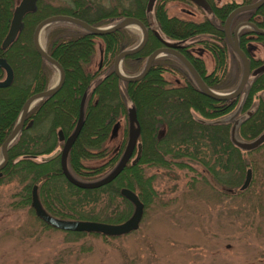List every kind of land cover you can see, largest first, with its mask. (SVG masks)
I'll return each instance as SVG.
<instances>
[{
    "label": "trees",
    "instance_id": "trees-1",
    "mask_svg": "<svg viewBox=\"0 0 264 264\" xmlns=\"http://www.w3.org/2000/svg\"><path fill=\"white\" fill-rule=\"evenodd\" d=\"M167 1L156 0L152 14L145 9L146 0H133L132 8H96L92 15L90 11L85 12L87 7L79 0L74 1L75 6L70 9L56 8L36 0L35 10L22 17L23 27L16 39L6 49L0 48V57L6 60L13 71L11 84L0 87V145L14 126L26 98L46 89L49 83L52 67L36 53L31 36L35 25L52 14L72 15L93 26L114 23L124 16L139 19L147 28L148 36L140 51L121 60V70L125 75L139 72L147 55L160 46L153 29L159 35L163 34L179 43L208 35L211 40L199 42L213 55L214 66L209 74L205 73L200 58L187 54L184 56L209 88L219 91L232 88L236 78L227 71L226 58L230 50L223 39L221 24L235 4L212 7L211 19L193 22L168 16L164 8ZM12 4V0H0V43L7 31ZM254 15H259L260 20L254 21ZM241 16V19L252 21L264 29V5ZM251 33L254 32L250 29L241 31V48L246 42L244 36ZM93 37L80 27L65 22L53 24L46 32L45 50L62 67L64 79L53 95L44 97L27 112L23 128L7 147V161L0 170V184L10 181L19 183L16 200L11 202L14 209L27 207L33 214L30 191L36 185L38 200L51 216L118 223L125 220L132 210L131 203L120 194L121 188L136 193L143 204V213L155 197L152 186L154 177L145 173L148 167L168 169L174 166L192 170L191 164H198L215 184L228 190L236 186L247 168L256 173V166L242 154L250 155L260 150L264 142L254 149L240 150L230 141L231 122L222 116L234 109L238 111L237 114H245L235 129V136L239 140H251L263 131L264 72L251 76L236 98L217 101L201 94L184 67L169 55L155 58L145 76L136 82L118 79L112 72L113 58L138 40L135 34L124 28L97 36L103 42L104 68L103 71L90 73L85 67L94 52ZM257 39L264 45V35H258ZM263 61L249 59V64L254 68ZM164 72L178 74L182 83L169 84L163 77ZM2 74L0 69V78ZM84 93L83 123L66 157L67 169L73 177L95 180L115 165L125 143L127 122L120 149L112 158L94 168L84 167L82 161L103 156V144L116 131L118 119L124 117L126 120L128 103L135 109L139 125L138 141L141 144L140 155L135 163L128 161L113 180L93 189L70 184L61 172L58 156L47 159L61 145L57 130L63 136L73 130ZM29 121L31 124L25 126ZM200 176L202 184L208 186L206 178ZM194 181L192 179L191 188L195 186ZM118 198L126 203V207L118 205ZM99 204L101 207L96 209ZM35 219L43 227L52 228L36 216ZM63 232L77 236L114 238L97 233Z\"/></svg>",
    "mask_w": 264,
    "mask_h": 264
},
{
    "label": "rangeland",
    "instance_id": "rangeland-1",
    "mask_svg": "<svg viewBox=\"0 0 264 264\" xmlns=\"http://www.w3.org/2000/svg\"><path fill=\"white\" fill-rule=\"evenodd\" d=\"M13 1L16 4L19 0ZM40 1L56 8L70 9L75 6L74 1L78 0ZM79 1L87 7L85 12L90 11L92 15L96 8L108 10L115 6L132 8L133 5V0ZM223 1L225 0L217 2L220 4ZM164 8L168 16L197 22L204 18L202 12L193 5L182 1L168 0ZM148 11L152 14V10ZM109 24L111 22L102 26ZM52 25L43 28L45 34L42 32L41 36L44 47L46 32ZM136 28H124L138 38L133 46L140 40V30ZM93 36L94 52L90 63L85 67L90 73L101 69L103 71L104 68L103 42L99 37ZM200 40L209 41L211 38L200 35L189 42L194 54L202 50L199 57L207 74L213 69L214 59ZM254 55L260 59L264 57V48L260 44H256ZM226 67L228 73L236 78L233 85L235 87L239 79L240 63L231 52L226 58ZM56 72L52 67L48 85H52ZM163 77L171 85L182 83L178 74L164 72ZM232 88L224 91L212 90L226 92ZM129 106L131 105L128 103ZM234 111L235 109L222 117L232 124L233 119L242 117L243 114L238 113L229 119ZM117 123L115 134L108 137L103 144V156L83 160L84 167L100 166L118 152L124 138L126 120L120 117ZM242 155L256 166V173L251 171L250 182L242 191L239 186L244 176L238 180L236 186L228 190L215 184L208 173L194 163L191 164L192 170L174 166L168 169L146 168L145 173L154 177L152 186L155 197L144 210L138 227L114 238L77 236L45 228L27 207H12L11 202L16 200L15 193L20 188L19 183H2L0 264H264V147L250 155ZM108 171L109 169L104 173ZM199 174L206 178L208 186L202 184ZM192 179L195 180L193 188ZM117 201L120 207H126L121 198ZM100 207L99 204L96 209Z\"/></svg>",
    "mask_w": 264,
    "mask_h": 264
},
{
    "label": "water",
    "instance_id": "water-1",
    "mask_svg": "<svg viewBox=\"0 0 264 264\" xmlns=\"http://www.w3.org/2000/svg\"><path fill=\"white\" fill-rule=\"evenodd\" d=\"M155 0H146V10H149L152 7V4ZM193 2L196 6H198L201 9L204 10H210L209 4L206 0H189ZM36 0H20L18 4L14 7L12 11V15L10 18V22L8 25L7 32L2 40V46L5 47L9 43H11L18 32L22 28V17L25 13L34 11L36 8L35 5ZM264 3V0H256L254 2L244 4V5H238L234 9H232L228 15L226 16L224 22H223V32L225 34V38L228 42L229 48L237 55L240 61L241 66V72L240 77L238 79L237 84L235 87L229 91L226 92H217L209 88L202 80V78L199 76L197 71L193 68L191 63L182 55L180 54L175 47L177 46L175 43H170L163 41L159 35V33L156 30H152L154 35L161 40L164 44L163 47H157L153 49L146 57L144 64L141 68V70L134 74V75H125L121 71V60L127 56L134 54L142 49L144 44L147 40V28L144 26V24L137 18L131 17V16H124L121 19L117 20L114 23H111L107 26H93L90 23L79 19L77 17H74L72 15L67 14H53L49 15L42 20H40L34 27L32 31V44L36 51V53L51 67L56 69L58 72V79L56 83L53 85H49L45 90L38 91L36 93H33L30 95L22 104L21 111L19 114V117L11 129L10 133L6 136V138L3 140V142L0 145V170L5 166L7 161V147L8 145L14 140V138L17 136L19 131L21 130L24 122V118L28 110L38 101L43 99L44 97L51 96L54 94L62 85L63 79H64V71L60 64L54 60L46 51L44 47H40L39 41H38V34L42 28H44L47 25L59 23V22H65L70 23L73 25H76L80 27L81 29L89 32L92 35L95 36H101L110 32H114L118 29L127 28L130 25H136L140 30V40L139 42L130 48L123 49L119 51L112 61V72L113 74L120 79L121 81L125 82H136L143 78L145 74L148 72L150 65L152 61L164 54H168L176 58L181 65L186 69V71L189 73L190 77L194 81L195 85L197 86L198 90L206 97H209L211 99L217 100V101H228L231 99L236 98L245 85L248 82V79L250 76L258 74L260 72H264V63L259 65L258 67L254 68L253 70L250 69V65L248 62L247 57L243 53V51L238 47L237 42V31L240 28V26L248 25L251 26L255 31L263 33L264 30L257 29L256 26L252 23H240L238 26H236L233 30V32L230 34L229 31V24L232 19V17L241 11L245 10H252L254 8L259 7ZM0 68L4 70L5 76L2 80H0V87H5L10 84L12 81V70L8 63L5 61L4 58L0 57ZM264 99V95H263ZM83 103H84V94L82 95L79 106H78V114H77V120L75 123V126L72 130V132L65 138L62 147L59 151V166L61 169V172L64 176V178L72 185L83 188V189H93L98 188L102 185L107 184L111 180H113L118 173L122 170L124 165L129 161L130 156L132 155V152L134 148H136L135 156L129 161L131 164L135 163L139 157L140 154V142L137 141L139 136V125L138 121L136 119L135 109L134 106L127 107L126 114H127V138L124 145V148L115 163V165L102 177L91 180V181H84L77 179L73 177L66 165V156L67 152L77 136L81 125L83 121ZM237 110L232 113V115L229 117V119H232L236 116ZM239 119H233V123L230 127L229 137L231 143L239 148L242 151H247L254 149L258 147L260 144L264 142V129L261 133H259L256 137H254L251 140H239L235 136V129L238 125ZM30 124L27 123L26 126ZM58 139L62 140L61 132L58 131ZM57 152L52 153L47 157V159L53 158ZM251 178V170L250 168H247L245 170L244 178L239 186V190H244ZM120 194L128 200L132 205V211L130 215L123 221L118 223H109V222H102V221H93V220H78V219H62L57 218L54 216L49 215L40 204L37 194H36V185H33L31 187L30 191V207L33 210L34 215L40 219L42 222H44L46 225L63 231H72V232H84V233H97L104 236H113L117 237L120 235L127 234L129 232L134 231L142 218L143 213V204L138 199L136 193L133 191L121 188Z\"/></svg>",
    "mask_w": 264,
    "mask_h": 264
},
{
    "label": "flooded vegetation",
    "instance_id": "flooded-vegetation-1",
    "mask_svg": "<svg viewBox=\"0 0 264 264\" xmlns=\"http://www.w3.org/2000/svg\"><path fill=\"white\" fill-rule=\"evenodd\" d=\"M13 1V0H12ZM20 1V0H19ZM18 1V2H19ZM156 1V0H155ZM155 1L153 2V4H152V7L149 9V10H152L153 9V7H154V4H155ZM175 1V0H174ZM177 1H182V2H185V3H187V4H191V5H193L195 8H196V10H198V11H200V12H202V14L204 15V18H207V19H211L212 18V7H219V6H221V5H223V4H226V3H234L235 4V7H237L238 5H244V4H248V3H251V2H254V1H256V0H247L246 2H244V1H242V2H235L234 0H225V1H223V2H221L220 4H218V2L217 1H219V0H206L207 2H208V4H209V7H210V10H204V9H201V8H199L198 6H196L193 2H191V1H189V0H177ZM18 2L16 3V4H14V1H13V4H12V8H11V15H12V11H13V9H14V7L18 4ZM160 3H161V1H160ZM164 5H165V3H164ZM264 5V3L262 4V5H260L259 7H261V6H263ZM235 7H233L232 9H234ZM259 7H257V8H254V9H252V10H245V11H241V12H238V13H236L233 17H232V19H231V21H230V24H229V31H230V34L233 32V30H234V28L236 27V26H238L240 23H252V24H254L255 26H256V24L254 23V22H252V21H247V20H245V19H241L242 18V14L243 13H245V12H251V11H253V10H255V9H258ZM145 9H146V2H145ZM231 9V10H232ZM230 10V11H231ZM146 11H148V10H146ZM229 11V12H230ZM228 12V13H229ZM228 13L226 14V16L228 15ZM68 15V14H67ZM226 16H225V18H226ZM173 17H175V16H173ZM10 18H11V16H10ZM178 18V17H177ZM203 18V19H204ZM225 18H224V20H225ZM80 19V18H79ZM180 19V18H179ZM254 21H259L260 20V16L259 15H254L253 16V18H252ZM182 20H185V21H193V20H186V19H182ZM224 20H223V22H224ZM9 22H10V19H9ZM194 22V21H193ZM195 22H197V21H195ZM223 22H222V24H221V31H222V34H223V39H224V41H225V43H226V45H227V47L229 48V45H228V42H227V40H226V38H225V34H224V32H223V29H222V27H223ZM8 25H9V23H8ZM22 27H23V23H22ZM256 28L257 29H261V30H264L263 28H259V27H257L256 26ZM7 29H8V27H7ZM22 29V28H21ZM244 29H250V30H252L254 33H251V34H247L246 36H244V38H246V42L244 43V45H243V48H241L240 47V33H241V31H243ZM7 32V31H6ZM20 32V31H19ZM18 32V33H19ZM6 34V33H5ZM18 35V34H17ZM17 35H16V37H17ZM258 35H264L263 33H260V32H257V31H255L251 26H248V25H243V26H240V28L238 29V31H237V42H238V47L243 51V53L245 54V56L247 57V59H248V62H249V59H252V60H264V57L262 58V59H260V58H257V57H255V50H256V44H260L263 48H264V45H262L261 44V42L257 39V37H258ZM5 36V35H4ZM16 37H15V39H16ZM160 37H161V39L163 40V41H166V42H170V43H175L177 46L175 47V49L180 53V54H182L183 56H184V54H187V55H189V56H191V57H195V58H200L199 57V55H201V53H202V50L200 51H196L197 53L196 54H194V52H193V50L191 49V45H188V43L189 42H183V43H179L178 41H176V40H169V39H167L163 34H160ZM4 38V37H3ZM14 39V40H15ZM3 40V39H2ZM13 40V41H14ZM12 41V42H13ZM11 42V43H12ZM31 42H32V36H31ZM11 43H9L7 46H5V47H3L2 46V41H1V43H0V48L1 49H6ZM32 46H33V44H32ZM164 46V44H163V42L160 40V47H163ZM44 47V46H43ZM34 48V47H33ZM45 48V47H44ZM202 48V47H201ZM204 48V47H203ZM205 49V48H204ZM35 50V49H34ZM229 50H230V52L231 53H233L236 57H237V55L229 48ZM46 51V50H45ZM164 55H168V54H164ZM164 55H162V56H164ZM169 56H171V55H169ZM172 58H174L173 56H171ZM185 57V56H184ZM3 58V57H2ZM186 58V57H185ZM238 58V57H237ZM174 59H176V58H174ZM187 59V58H186ZM201 59V58H200ZM177 60V59H176ZM188 60V59H187ZM238 60H239V58H238ZM6 61V60H5ZM178 61V60H177ZM179 62V61H178ZM180 63V62H179ZM239 63H240V61H239ZM264 63V61L262 62V63H260L259 65H261V64H263ZM181 64V63H180ZM9 65V64H8ZM250 65V64H249ZM258 65V66H259ZM10 66V65H9ZM258 66H256V67H258ZM256 67H254V68H256ZM11 68V67H10ZM254 68H251L250 67V69L251 70H253ZM0 69H2V68H0ZM185 69V68H184ZM12 70V69H11ZM186 70V69H185ZM2 72H3V74H2V76H1V78H0V80H2L3 78H4V76H5V73H4V70L2 69ZM187 72V71H186ZM211 72V71H210ZM240 72H241V66H240ZM188 73V72H187ZM189 74V73H188ZM207 74H209V73H207ZM256 75V74H255ZM200 76V75H199ZM253 76V75H252ZM239 77H240V74H239ZM250 78H251V76H250ZM12 80H13V71H12ZM249 80V79H248ZM12 82V81H11ZM11 82H10V84H11ZM248 83V82H247ZM9 84V85H10ZM8 86V85H7ZM49 85H47V87H48ZM6 87V86H5ZM45 90V89H44ZM36 93V92H35ZM33 94V93H32ZM31 94V95H32ZM53 95V94H52ZM30 96V95H29ZM28 96V97H29ZM27 97V98H28ZM26 98V99H27ZM84 101H85V93H84ZM24 103V102H23ZM36 104V103H35ZM34 104V105H35ZM33 105V106H34ZM32 106V107H33ZM31 107V108H32ZM83 107H84V103H83ZM30 108V109H31ZM29 109V110H30ZM28 110V111H29ZM21 111V110H20ZM20 114V113H19ZM27 114V113H26ZM246 114H250V112L249 111H247L246 112ZM244 115L245 114H242V117H239L238 119H239V121L241 122L242 120H243V118H244ZM19 117V116H18ZM18 119V118H17ZM17 121V120H16ZM30 122V124H31V121H29ZM28 122V123H29ZM126 122H127V114H126ZM16 123V122H15ZM82 123H83V121H82ZM239 123V122H238ZM29 124V125H30ZM15 125V124H14ZM27 125V124H26ZM25 125V126H26ZM28 125V126H29ZM23 126H24V122H23ZM23 126H22V128H23ZM13 128V127H12ZM21 128V129H22ZM58 131H60V130H57V139H58ZM20 132V131H19ZM61 132V131H60ZM72 132V131H71ZM70 132V133H71ZM10 133V132H9ZM115 134V132L113 133H111L110 134V136L109 137H112L113 135ZM18 135V134H17ZM61 135H62V140H59L58 139V142H60V146H59V149H55V151L54 152H52V153H55V152H57V154L55 155V156H58L59 157V151H60V149H61V147H62V144H63V142H64V140H65V138L69 135H67V136H63V134H62V132H61ZM139 137V136H138ZM6 138V137H5ZM76 138V137H75ZM126 138H127V133H126ZM15 139V138H14ZM74 141V140H73ZM137 141H138V139H137ZM3 142V141H2ZM125 142H126V139H125ZM138 142H140V141H138ZM73 143V142H72ZM124 145H125V143H124ZM141 145V144H140ZM123 148H124V146H123ZM123 150V149H122ZM140 150H141V148H140ZM69 151V150H68ZM122 152V151H121ZM135 152H136V148H134V150H133V152H132V155L130 156V159H129V161L135 156ZM51 153V154H52ZM50 154V155H51ZM67 154H68V152H67ZM140 155V154H139ZM49 156V155H48ZM47 156V157H48ZM54 156V157H55ZM67 157V156H66ZM84 181H86V180H84ZM88 181H91V180H88ZM36 189H37V187H36Z\"/></svg>",
    "mask_w": 264,
    "mask_h": 264
},
{
    "label": "bare ground",
    "instance_id": "bare-ground-1",
    "mask_svg": "<svg viewBox=\"0 0 264 264\" xmlns=\"http://www.w3.org/2000/svg\"><path fill=\"white\" fill-rule=\"evenodd\" d=\"M130 28H132V29H134V30H136L137 28V26L136 25H130L129 26ZM42 32H43V28L40 30V32H39V34H38V41H39V45H40V47H43V42H42ZM45 33L43 32V35H44ZM43 37H45V36H43ZM57 79H58V72H56V75H55V78H54V80H53V83H52V85L54 84V83H56V81H57Z\"/></svg>",
    "mask_w": 264,
    "mask_h": 264
}]
</instances>
